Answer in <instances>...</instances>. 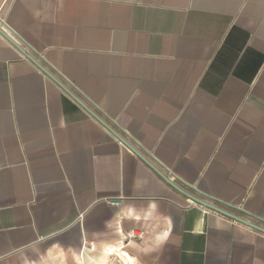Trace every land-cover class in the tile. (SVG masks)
Returning <instances> with one entry per match:
<instances>
[{"label":"crops","instance_id":"1","mask_svg":"<svg viewBox=\"0 0 264 264\" xmlns=\"http://www.w3.org/2000/svg\"><path fill=\"white\" fill-rule=\"evenodd\" d=\"M0 27L49 75L0 35V264H264L158 174L264 229V0H0Z\"/></svg>","mask_w":264,"mask_h":264},{"label":"water","instance_id":"2","mask_svg":"<svg viewBox=\"0 0 264 264\" xmlns=\"http://www.w3.org/2000/svg\"><path fill=\"white\" fill-rule=\"evenodd\" d=\"M0 35L7 41L9 42L13 47H15L19 53H21L24 57H26L27 59H29L38 69H40L41 71H43V73H45L46 75H48V73L40 66L38 65V63L36 61H34L29 55H27L23 49L18 45V43H16L9 35H7L0 27ZM49 76V75H48ZM64 90V89H63ZM71 97L81 106L83 107L85 110H87L90 115H92L97 121H99L101 124H103L100 119H98V117H96V115H94L93 113H91L88 109H86V107L78 100L76 99V97L72 96ZM104 125V124H103ZM106 126V125H104ZM119 141H121V143H123V145H125L127 148H129L133 153H135V155H137L142 161H144L146 163V161L140 157V155H138L129 145H127L122 139H120L115 133H112ZM148 164V163H147ZM149 165V164H148ZM150 166V165H149ZM158 173V172H157ZM159 176L168 184L170 185L173 189H175L176 191H178L179 193H181L182 195H184L185 197H187L189 200H191L192 202L206 208L209 209L211 211H214L220 215H223L233 221H236L238 223H241L247 227H250L252 229H255L256 231L264 234V229L261 227H258L254 224H252L249 221H246L240 217H237L227 211H224L223 209H220L210 203H207L206 201H203L193 195H190L188 193H186L185 191L181 190L180 188H178L174 183L170 182L166 177H164L163 175H161L160 173H158Z\"/></svg>","mask_w":264,"mask_h":264}]
</instances>
